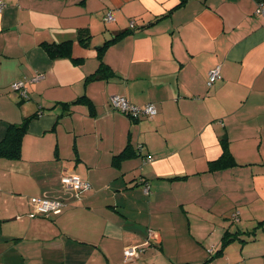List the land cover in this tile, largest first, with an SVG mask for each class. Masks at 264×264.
Here are the masks:
<instances>
[{"label": "crops", "instance_id": "0c3cea01", "mask_svg": "<svg viewBox=\"0 0 264 264\" xmlns=\"http://www.w3.org/2000/svg\"><path fill=\"white\" fill-rule=\"evenodd\" d=\"M0 1V141L9 124L38 113L20 158L0 159V264H168L174 254L203 256L181 264H204L206 246L187 240L193 223L199 235L198 221L227 213L237 221L240 195L264 206V14L256 12L264 0H189L177 9L179 0ZM106 12L115 19L107 25ZM130 21L133 33L104 54L116 75L88 82L96 47ZM82 31L91 36L88 48L78 42ZM67 41L81 63L50 60L40 47ZM215 67L221 79L208 87ZM17 81L28 99L11 89ZM115 95L157 114L128 119L111 109ZM80 97L92 102L94 116L86 105L63 106ZM223 139L232 164L208 173ZM127 143L138 156L113 166ZM67 172L91 190L64 188ZM31 198L65 206L29 218ZM250 230L225 233L248 239L242 247L263 241L260 230L251 241ZM126 248L136 256L125 260Z\"/></svg>", "mask_w": 264, "mask_h": 264}, {"label": "trees", "instance_id": "16d2710c", "mask_svg": "<svg viewBox=\"0 0 264 264\" xmlns=\"http://www.w3.org/2000/svg\"><path fill=\"white\" fill-rule=\"evenodd\" d=\"M188 1L189 0H179V4L175 7V9L184 6ZM5 8H6V6H5ZM172 11L173 10H171L167 14H164L160 17L153 18L150 21H148L146 24H144L142 26L140 25L139 27L141 28V30L142 29H149V28L155 26L156 24H158L159 22H161L162 20L169 17V15L172 13ZM108 14L111 15L110 20L107 19ZM102 20L104 23H106V25L115 21L113 15L110 12H106L104 14ZM129 25H130L129 29H127V30L120 31V32L116 31L114 33L111 32L112 34H110L109 37H106L104 39V42L100 46L96 47L97 59H98V68L93 74H91L89 77H87L88 82L107 81L116 75L114 73V71L112 70V68L109 65H107L106 62L104 61V54H105V51L109 47H111L114 44H116L117 42H119L125 36L131 35L133 33L134 27H135L134 21H130ZM78 38H79L78 42L80 43V46L82 48H88L90 46L91 36L89 33L87 34L84 31H82L79 33ZM72 46H73V43L70 41H67V42H62V43H53V42L44 43L40 47L43 49V51L46 53V55L48 56V58L50 60L70 59V60H74L75 63H81V59H74L72 57ZM36 78H37V76L35 78H33V81ZM220 79H221V77H220ZM17 82H19V81H17ZM20 82L23 83V86L21 89H18L15 92L19 93V96L22 100H26V99H28L27 89L25 88V83L23 81H20ZM207 82H208V79H207ZM207 86H208V84H207ZM210 86H208V87H210ZM115 96H121V95H115ZM121 97H124V96H121ZM111 98L109 99V105H110L112 110L124 115L125 117H127L128 119H131V120L132 119L136 120V119H139L140 116H143V115L137 116V115H134V114L129 113V112H121L120 110L114 109L111 105ZM127 102L129 103L130 106L131 105L135 106V105L131 104L128 100H127ZM76 104L86 105L90 111V115L91 116L95 115V107L92 104V102L86 97H80L76 101H74L73 103L63 105V106L70 107V106L76 105ZM145 106L146 105H144L142 107H140V106H135V107L143 108ZM156 114H157V111H156ZM36 117H38L37 112L32 114L31 116L27 117V118H24L21 121V123H19V124H9V126L5 132L4 137L0 141V159H9V160L13 159V160H15V159L20 158L21 151H22V147H21L22 139L27 132L28 125H29L30 121ZM222 143H223V145H222L223 146V155L217 161L208 163V170H207L208 173H215L216 171H220V170L224 171L226 168H229L230 165L232 164V156L227 149L228 142L225 141V139H223ZM137 156H138V151L134 150L130 143H127V145L122 150V152H120L118 155L112 157V165L119 167L124 161L130 160L132 158H136ZM186 178L187 177H182V178L176 177L174 179L175 180H184ZM30 207L32 208L31 205H30ZM29 215H28V217H29ZM47 215H38L37 217H39V216L45 217ZM257 224H258L257 226L253 227L248 233H246L248 238H251V241H255L257 239L256 235H258L259 230L262 233H264V220L258 222ZM235 241H238L239 244L240 243L243 244L244 242H247L248 239L240 238L238 233L230 234V233L226 232L221 239L219 249H217L215 252H214V250H208V254L210 257L208 260H206V262H204V264H211L212 262H214L215 260H217L218 258L223 256L224 250L231 243H233ZM135 252L137 253V251H135Z\"/></svg>", "mask_w": 264, "mask_h": 264}, {"label": "rangeland", "instance_id": "374dc122", "mask_svg": "<svg viewBox=\"0 0 264 264\" xmlns=\"http://www.w3.org/2000/svg\"><path fill=\"white\" fill-rule=\"evenodd\" d=\"M250 193L251 192H247L246 195H250ZM246 199V197L240 195V198L238 200L240 203L238 204L236 209H233L235 213H240V215L238 214L239 216L237 215L239 218L237 221H233V217H230L232 216V213H227L223 216L222 219L218 216L212 217L209 223L206 224L207 226L199 221L196 222V219H194V222H196V224L198 225H202L204 229L198 230L199 235H196L195 232H197V230L194 228L193 223L191 230L192 239L187 238L189 243H193L196 240H200L199 242L204 244L206 246V249H211L213 247L216 248V246H218V244L221 242V239L226 230L234 231L237 227L242 228L245 226L250 230L253 227L257 226L258 221L264 219V206L262 202L260 204V202H254V200L252 199ZM206 229L208 230V232L206 231ZM211 231L212 233H210ZM186 232L187 230L183 229V233ZM258 234H261L260 231L258 232ZM241 244L242 243L239 244V242H236L230 245L227 250L226 256L219 259L216 264H264V239L260 243L257 242L246 244L243 245V247L241 246ZM205 250H203V253L209 259V255L205 252ZM198 257L199 259H193L192 255L174 254L173 256H171V259L173 261L168 264H181L184 262H202L203 256H196V258ZM176 258H178V262Z\"/></svg>", "mask_w": 264, "mask_h": 264}, {"label": "built area", "instance_id": "2783aa9c", "mask_svg": "<svg viewBox=\"0 0 264 264\" xmlns=\"http://www.w3.org/2000/svg\"><path fill=\"white\" fill-rule=\"evenodd\" d=\"M5 8V4L0 1V14ZM258 14L262 13L264 14V8L262 3H258V9L256 11ZM107 19H111V15H107ZM220 79V69L219 67H216L212 69L208 73V86L214 84L217 80ZM23 86L22 82H15L11 85V89L14 91H17L18 89H21ZM111 105L114 109L120 110L121 112H129L134 115H144L146 117H153L156 115V109L153 105L147 104L143 108H137L135 106H130L127 102V99L121 96H114L111 98ZM61 185L69 190H72L74 192H89L91 190V186L88 182L81 179L78 175L74 174L73 172H67L64 176H62ZM30 205L33 208V212L29 215L30 218L37 217L38 215H47V214H57L61 212V209L64 208V204L55 202V201H47V200H41L36 198H31ZM135 249L132 248H126L124 250V258L125 260H130L134 256H136Z\"/></svg>", "mask_w": 264, "mask_h": 264}]
</instances>
